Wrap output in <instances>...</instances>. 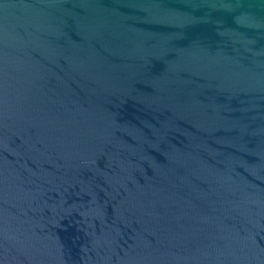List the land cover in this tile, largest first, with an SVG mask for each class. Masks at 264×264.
I'll return each mask as SVG.
<instances>
[{
	"label": "water",
	"instance_id": "95a60500",
	"mask_svg": "<svg viewBox=\"0 0 264 264\" xmlns=\"http://www.w3.org/2000/svg\"><path fill=\"white\" fill-rule=\"evenodd\" d=\"M0 264H264V0H0Z\"/></svg>",
	"mask_w": 264,
	"mask_h": 264
}]
</instances>
